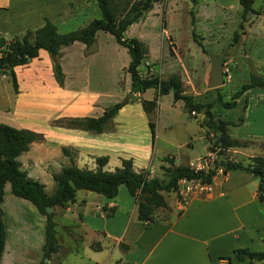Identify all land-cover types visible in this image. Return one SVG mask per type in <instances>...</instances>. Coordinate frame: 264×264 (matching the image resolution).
Listing matches in <instances>:
<instances>
[{
    "label": "crops",
    "instance_id": "1",
    "mask_svg": "<svg viewBox=\"0 0 264 264\" xmlns=\"http://www.w3.org/2000/svg\"><path fill=\"white\" fill-rule=\"evenodd\" d=\"M255 2L256 0L253 6L256 8ZM78 3L93 8V13L86 15L82 24L90 17L100 15L97 3L91 0H78ZM34 4L33 6L28 0H0V35L6 37L19 35L26 28L41 24L45 16L56 24L59 18L62 17L64 20L78 10L74 6V0H42ZM152 9L153 7L149 11ZM14 14L16 17L12 19ZM75 14L77 13H73L72 16ZM146 18L147 16L140 23L133 22L128 28L144 24ZM128 28L125 30L126 34ZM162 29L170 34L165 26ZM145 43L150 58L153 50L147 41ZM64 48L65 46L60 52ZM205 58L206 54L201 51L199 59L202 63L204 60L203 67ZM164 61H169L171 66L167 73L176 67H179L180 74L183 72L179 64L172 63L165 56L162 64ZM127 64L122 67H126ZM207 66L199 81L191 80V90L188 92L202 102H208L209 97L214 96L209 95L210 90L206 91L209 73ZM52 69L50 54L44 48H40L38 55L27 63L14 66L17 91L12 86L0 87V97L5 99L0 106V122L28 128L43 135L40 140L32 141L28 148L18 155V159L21 168L26 170L30 177L44 183L47 193H51L55 187L52 173L70 163V156L62 151V146L69 148L75 164L79 167L95 168L96 156L105 154L108 160L103 168L113 170L121 165L122 157H132L135 170L146 169L149 176L160 178L163 177L161 165L166 164L162 160L164 155L173 157L175 164L190 166L199 160L214 159V152L208 149L206 129L202 131V136L207 139V151L203 155L193 156L184 151L175 154L171 149L159 150L154 127L152 137L151 110H145L142 104V99L153 98L155 92L153 87L144 91H133L134 97L124 99L125 103L105 122L100 132L60 124L57 119L98 116L106 106L96 108L97 94L86 87L68 84L65 72L63 83L60 85L54 78ZM6 78L5 73L0 74V83L3 84L2 81L6 80L9 84ZM181 78L188 86L189 83L187 80L184 81L183 75ZM127 85L130 86V75ZM160 96L155 107L159 104ZM175 105L183 110L182 113L190 116L200 113V111L188 113L183 101L174 100L172 96L170 108ZM183 119L186 131L188 122L185 117ZM201 121L200 124L203 125ZM234 138L263 141L258 138ZM165 139L168 140L167 137ZM189 143L190 141H185L186 145ZM249 146H241L242 148L237 150L245 153L251 148ZM236 147L239 146L226 150H236ZM248 155L255 154L250 152ZM154 159L157 161L154 162ZM177 159L183 161L176 162ZM153 165H156L158 170H154ZM209 165L210 162L203 168L207 169L206 166ZM258 181L257 176L244 169H229L212 180L211 191L190 196L185 207L179 211L173 208V204L166 197V193L175 191H164L167 205L157 208L155 211L157 219L148 224L138 219L135 199L123 183L119 184L118 191L113 197H106L93 190L78 189L74 201L64 208L54 209L56 237L60 249L52 253L46 262L224 264L223 259H226L228 264H257V261L262 259H253V263L248 259L238 260L234 257L233 250L238 247L264 250V201L258 198ZM8 191L10 184L6 182L1 203L5 241L0 263L37 264L42 258L45 217L29 200L14 194L7 195L11 202L16 203L8 208L5 205ZM103 206L112 207L113 212L107 215ZM120 243H125L127 248L122 249Z\"/></svg>",
    "mask_w": 264,
    "mask_h": 264
},
{
    "label": "trees",
    "instance_id": "2",
    "mask_svg": "<svg viewBox=\"0 0 264 264\" xmlns=\"http://www.w3.org/2000/svg\"><path fill=\"white\" fill-rule=\"evenodd\" d=\"M96 1L100 15L90 17L82 25L67 30L59 31L57 25L48 17L35 26L26 28L21 34L6 37L0 35V74L9 76L11 85L17 91L18 83L14 66L25 64L31 58L38 55V50L44 48L51 56L52 68L57 82L61 85L64 73L59 61L60 49L74 41L82 42L87 50H90L96 40V32L103 30L111 33L115 40L126 47L129 54V61L126 70L130 75V89L133 91H144L146 88L155 89L151 100L142 99L145 110H152L156 105L158 96L172 92L174 100L181 99L185 110L203 111L204 119L201 121L206 127V135L213 131L215 140L209 146L210 151L215 147L226 150L234 146H246L249 140H241L232 137L228 132L230 121L216 117L212 110L213 101L202 102L196 100L192 93L185 89L179 70H172L164 76L158 73L143 74L140 65L147 56L148 47L146 43L137 36H127L125 30L130 24L141 20L146 13L159 0H94ZM255 0H238L241 12L238 28L235 29L232 42L235 44L240 40V34L244 33L243 22L249 12L261 13L264 17V7L257 9L253 6ZM195 3L191 6L190 12V33L193 40L206 51L201 38L195 30ZM224 60V59H223ZM254 86L264 87V76L250 72L249 79L242 83L241 87L231 94L229 100H223L218 93L215 100L224 107L230 108L236 104L237 97ZM125 103V100L116 101L106 106L98 116H76L57 119L60 124L69 127H80L94 132L102 131L104 124L118 109ZM242 121V117L239 118ZM152 137L154 136V124L150 120ZM42 133L34 130L15 127L5 122H0V258L5 241V227L2 221L1 203L4 194V185L10 184V191L19 197L29 200L45 216L44 220V242L42 244V258L37 264H47L45 257L50 258L52 253L60 249V244L56 237L54 209L56 207H66L75 199L78 189H88L102 193L106 197H113L118 191L119 184L123 183L128 192L134 197L137 204L138 219L146 224L157 219L155 213L159 207L167 205L164 191H176L178 180L181 177L200 178L210 181L213 168H195L187 164H175L173 157L164 155L162 160L167 164H162L161 168L167 172V179L158 176H149L146 169L135 170L132 157H122L121 165L113 170L104 169L103 166L108 160L105 154L96 156L95 168L79 167L73 160V154L68 147L62 146V151L70 156V163L63 165L60 170L53 172L52 177L55 183L54 190L47 193L44 183L30 177L26 170L20 166L18 155L26 150L34 140H40ZM222 165L224 170L240 168L257 176V194L260 200L264 201V155H252L246 163L239 160L227 159L217 161L215 165ZM174 165V166H173ZM47 206H51V211H47ZM105 213L111 214L113 208L103 206ZM122 249H126L125 243H120ZM233 255L238 260L248 259L253 263V259H264V250H250L246 247H238L233 250ZM1 264V263H0Z\"/></svg>",
    "mask_w": 264,
    "mask_h": 264
},
{
    "label": "rangeland",
    "instance_id": "3",
    "mask_svg": "<svg viewBox=\"0 0 264 264\" xmlns=\"http://www.w3.org/2000/svg\"><path fill=\"white\" fill-rule=\"evenodd\" d=\"M41 1L28 0L33 6L35 5L34 2L39 3ZM74 1V6L78 10L73 13L77 14L72 16V13L70 17L64 20L62 17L59 18L56 21L59 31H67L80 26L86 15L93 13L91 6L84 7V4H79L78 0ZM91 1L96 3L94 0ZM28 5L30 6V4ZM192 5L193 0H159L153 4V9L146 13L145 17L147 16V18L144 24H136L128 28L127 34L125 33L127 36H137L144 42L147 41L153 50L152 57L149 58V54H147L140 65L141 72L144 75L158 73L164 76L167 74L166 71L171 69L169 61H164L162 64L165 56L172 63L180 65L183 71L181 76L183 75L184 81L187 80L189 83L188 86L184 84L185 89L190 92L192 81H199L202 78L206 65H208L206 69L209 70V54L218 53L222 48L227 47L223 58L224 82L216 87L208 86V90H206H210L209 95H214L209 97V101H213L211 108L216 117L230 121L228 132L231 136L242 139L258 138L264 141L263 86H254L244 91L237 97L236 104L230 108L224 107L215 100L218 93L223 100H229L231 94L249 79L250 72L264 76L263 15L261 13H249L243 22L245 32L240 34V40L237 43L231 45L233 33L238 28L240 21L241 7L238 0H196L195 30L198 36L202 37L201 41L206 50L203 51L206 54L205 66L203 67L204 60L202 63L199 59L202 49L193 40L190 33L189 10ZM254 5L257 9H261L264 7V0H256ZM15 17L16 14L12 16V19ZM144 18L138 20V23L144 21ZM164 26L173 37L164 32L162 29ZM89 49L87 50L82 42L77 41L65 46L64 50L60 52L59 61L63 73H66V82L78 87H86L97 94L96 108L102 105H110L118 100L133 98L134 90L132 91L127 85L129 73L126 67H122L127 64L129 58L126 47L119 44L111 33L99 30L97 40ZM150 61L153 62L150 63ZM174 70H179V67ZM6 79L9 80V84L4 80L2 81L3 84L0 83V87L3 85L12 86L8 75ZM130 90L132 91L131 94ZM171 93L161 95L159 104L150 112V119L154 122L157 133L159 150L171 149L175 154L184 151L193 154V156L205 154L207 139L202 136V131L206 128L205 125L200 124V121L204 119V113L200 111L196 116H190L187 113H182L183 110L178 105L170 108ZM4 100L0 97V106ZM183 117L188 122L186 131L183 126L184 122L182 123ZM240 117H242V121H239ZM166 137L168 140L165 139ZM207 138L209 140L208 149L210 150L209 146L215 140L212 130H210ZM186 140L190 141L188 145L185 144ZM263 141L249 140L248 145L251 148L245 153L237 150L242 147H236V150H221L215 147L212 152H214V158L217 161L231 159L246 163L249 160L250 155L248 154L250 152L255 155H264ZM156 161L157 159H154V162ZM182 161L176 160V162ZM198 165L199 162H196L192 164V167L196 168ZM152 168L158 170L156 165H153ZM162 176V179H167L165 170L162 171ZM7 195H13V193L8 191L6 194L5 205L9 208L16 203L11 202ZM166 197L174 208L177 200L176 193H166ZM257 264H264V259L258 260Z\"/></svg>",
    "mask_w": 264,
    "mask_h": 264
},
{
    "label": "built area",
    "instance_id": "4",
    "mask_svg": "<svg viewBox=\"0 0 264 264\" xmlns=\"http://www.w3.org/2000/svg\"><path fill=\"white\" fill-rule=\"evenodd\" d=\"M224 65H223V77L225 75L224 73ZM195 111H192L191 113H194ZM214 157V156H213ZM215 158H211L210 161L204 159L203 161H199V165L196 168H203L206 164L208 165L210 162L209 166H206L208 168H213L214 173L211 174V180L210 181H205L201 180L200 178H187V177H181L178 180V187L177 190L175 191L177 195V200L174 205V208L177 210H182L186 203L188 202V199L192 195L200 194V193H207L212 190V180L217 177L218 174L223 175L225 173V170L222 165L218 164L215 165ZM225 262L224 264H228L226 259H223Z\"/></svg>",
    "mask_w": 264,
    "mask_h": 264
},
{
    "label": "water",
    "instance_id": "5",
    "mask_svg": "<svg viewBox=\"0 0 264 264\" xmlns=\"http://www.w3.org/2000/svg\"><path fill=\"white\" fill-rule=\"evenodd\" d=\"M227 47L222 48L218 53H210V66L208 73L207 85L209 87H216L224 82L223 77V58ZM130 94L132 91H129ZM174 166V165H173ZM52 207L47 206V211H51ZM47 261V257L44 258Z\"/></svg>",
    "mask_w": 264,
    "mask_h": 264
}]
</instances>
